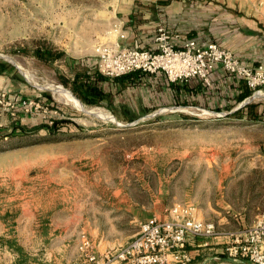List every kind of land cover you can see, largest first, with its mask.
I'll list each match as a JSON object with an SVG mask.
<instances>
[{"label": "rangeland", "instance_id": "374dc122", "mask_svg": "<svg viewBox=\"0 0 264 264\" xmlns=\"http://www.w3.org/2000/svg\"><path fill=\"white\" fill-rule=\"evenodd\" d=\"M114 1L0 0L7 56L0 59L17 64L10 77L0 75V92L58 108L0 114V264H88L78 248L82 232L101 250L117 247L175 203H194L221 230L243 228L264 210V95L247 97L249 107L232 88L210 104H145L128 93L111 105L87 104L60 78L72 75L66 60L21 51L41 39L96 66L89 52L110 25ZM250 1L244 13L264 39V0ZM46 83L116 120L79 109ZM49 116L71 121L54 130ZM205 256L192 264H236L223 256L202 263Z\"/></svg>", "mask_w": 264, "mask_h": 264}, {"label": "built area", "instance_id": "2783aa9c", "mask_svg": "<svg viewBox=\"0 0 264 264\" xmlns=\"http://www.w3.org/2000/svg\"><path fill=\"white\" fill-rule=\"evenodd\" d=\"M95 55L97 69L109 77L136 70L162 71L174 82L199 77L211 86L213 74L221 66L243 79L253 90V96L264 93V58L247 61L217 41L202 42L195 37H187L179 45L163 23L156 27L154 47L105 41L96 44ZM41 109L49 115L58 113L57 107L49 104L44 107L41 98L11 96L7 90L0 92V114L17 116L21 111L35 113ZM55 118L49 116L47 121L53 123ZM220 236H226L222 250L229 258L264 264V213L243 228L221 230L215 221L201 217L192 202L175 203L165 215L154 214L143 220L138 232L125 244L100 250L82 232L78 248L88 264H191L192 241L199 238L203 246H211Z\"/></svg>", "mask_w": 264, "mask_h": 264}, {"label": "crops", "instance_id": "0c3cea01", "mask_svg": "<svg viewBox=\"0 0 264 264\" xmlns=\"http://www.w3.org/2000/svg\"><path fill=\"white\" fill-rule=\"evenodd\" d=\"M249 5L250 0H115L110 25L103 35L96 38L93 50L89 53L95 54L96 44L105 41H117L127 46L154 47L156 27L163 23L173 32L179 45L187 37H195L202 42L214 40L244 60L257 61L264 58V39L258 21L244 13ZM213 75L211 86L199 77L174 82L162 71H136L123 78L122 82L108 77L101 83L112 93L114 102L115 96L120 97L122 93L124 97L128 93L130 96L141 95L145 104L151 101L163 103L166 99L178 104L180 98H202L210 104L219 98V94L231 88L238 94L244 86L239 77L228 73L221 66L216 68ZM262 213L264 210L259 212ZM225 240L226 236H220L211 246H203L199 238L192 241L190 248L194 259L197 255H207L202 260V263H206L223 256L236 264H256L247 259L234 260L225 256L222 250Z\"/></svg>", "mask_w": 264, "mask_h": 264}, {"label": "trees", "instance_id": "16d2710c", "mask_svg": "<svg viewBox=\"0 0 264 264\" xmlns=\"http://www.w3.org/2000/svg\"><path fill=\"white\" fill-rule=\"evenodd\" d=\"M26 47L27 46L20 47L21 51L32 52L33 55L44 61L53 62L56 60H66V65L68 66L72 75L69 76L68 74H61L60 78L65 85L70 86L72 91L83 102L87 104H100L101 102L106 103L107 101L110 103V105L114 103L112 93L105 89L101 83L109 76L101 73L98 69H96V66L77 62V60L72 58L65 49L59 48L52 42H48L46 40H37L32 46H30V48ZM16 70L17 67L14 64L0 59V75H6L10 77L11 74H13V72ZM136 71L138 72L141 70ZM136 71H131L129 73L113 78L122 82L123 78L129 77ZM241 81L243 82L244 86L242 87V90L237 94V99L239 101L244 100L253 93V90L247 85V83L243 79H241ZM20 97L22 98L25 96L22 95ZM50 105L54 107L56 104L53 102ZM245 105L249 107V103ZM21 113L23 112L21 111ZM70 121L71 120H65V118H55L53 123H46L45 125L49 126L50 129L55 130L61 123ZM42 125V123L38 124L39 127Z\"/></svg>", "mask_w": 264, "mask_h": 264}, {"label": "bare ground", "instance_id": "6f19581e", "mask_svg": "<svg viewBox=\"0 0 264 264\" xmlns=\"http://www.w3.org/2000/svg\"><path fill=\"white\" fill-rule=\"evenodd\" d=\"M44 86L52 89L55 92V95L58 94L61 98L66 100V102L73 103L76 107H78L79 109H81V110H83L85 112H89V113L91 112V113H93L94 115H97V116H103L104 118H107V119L116 120V119H114L115 117H113V115H111V114H106V113L104 114V112H103V114H104L103 115L102 113L96 112V110L88 109L87 107H85L81 103L80 100H78L74 96V94L71 93V90L69 91L68 89H66L61 84H58V83H56V84L46 83ZM257 95H264V93H258Z\"/></svg>", "mask_w": 264, "mask_h": 264}, {"label": "water", "instance_id": "95a60500", "mask_svg": "<svg viewBox=\"0 0 264 264\" xmlns=\"http://www.w3.org/2000/svg\"><path fill=\"white\" fill-rule=\"evenodd\" d=\"M0 56H2V57H5V58H7V56L6 55H3V54H0ZM10 61H11V59H10ZM12 63H14V65H16L17 66V64L14 62V61H12ZM75 95V94H74ZM76 96V95H75ZM77 97V96H76ZM78 98V97H77ZM79 99V98H78ZM80 100V99H79ZM81 101V100H80ZM250 100L249 99H246V100H244L243 102H242V105L243 104H246L247 102H249ZM82 102V101H81Z\"/></svg>", "mask_w": 264, "mask_h": 264}]
</instances>
